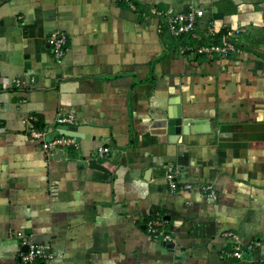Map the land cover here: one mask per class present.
I'll list each match as a JSON object with an SVG mask.
<instances>
[{
  "label": "crops",
  "instance_id": "crops-1",
  "mask_svg": "<svg viewBox=\"0 0 264 264\" xmlns=\"http://www.w3.org/2000/svg\"><path fill=\"white\" fill-rule=\"evenodd\" d=\"M169 7L205 14L176 39L158 32ZM226 33L240 53L187 50ZM61 109L81 136L45 150L29 117L51 140ZM155 213L175 243L148 234ZM35 243L29 264H264V0H0V264Z\"/></svg>",
  "mask_w": 264,
  "mask_h": 264
},
{
  "label": "built area",
  "instance_id": "built-area-1",
  "mask_svg": "<svg viewBox=\"0 0 264 264\" xmlns=\"http://www.w3.org/2000/svg\"><path fill=\"white\" fill-rule=\"evenodd\" d=\"M132 9H137V3L140 0H127ZM154 13L162 19L158 25V32L167 30L170 35L176 39L182 38L184 35L193 32L198 25V21L205 14L204 9L198 7H190L186 10H177L169 7L167 10L158 11ZM246 31V27H237L231 33L238 34ZM230 33V32H229ZM222 35L219 41L209 42L207 44H200L195 47H187L190 52H195L198 55H217L219 57H227L232 53H240L241 48L228 38V34ZM52 53L55 58H61L65 55L68 47V34L65 31H58L51 35L49 39ZM185 50H183L184 52ZM75 112L65 111L61 109L56 116V121L59 125H74ZM40 120L37 115L31 114L29 117V134L32 138L43 141V148L45 150L53 148H68L77 145V137L74 135L61 134L51 140H46L47 130L39 126ZM97 152L100 155H107L110 153V148L107 146H99ZM169 187L171 191L191 190L194 188L190 182L180 183L177 181L175 175L168 173ZM206 191L212 198H216V192L211 185H206L202 189ZM146 230L148 234L154 239L165 243L172 244L176 242V236L173 232L168 230L166 226V219L160 213L151 215L148 219ZM22 232H17V236H22ZM249 247H252L251 245ZM44 255V247L40 244H30L28 250L21 255V261L24 264L35 262L39 257ZM235 257L242 256V249L237 248L233 253Z\"/></svg>",
  "mask_w": 264,
  "mask_h": 264
},
{
  "label": "water",
  "instance_id": "water-1",
  "mask_svg": "<svg viewBox=\"0 0 264 264\" xmlns=\"http://www.w3.org/2000/svg\"><path fill=\"white\" fill-rule=\"evenodd\" d=\"M172 117L174 118L175 116H172ZM197 123H204V122H197ZM62 129L64 130L62 134L81 136L80 132L82 130L79 126L62 125ZM205 129L209 130L210 126L207 125ZM88 164H89V167L94 170L95 178H106L108 176V173L110 172V169L108 167L100 164L95 158L88 160Z\"/></svg>",
  "mask_w": 264,
  "mask_h": 264
},
{
  "label": "trees",
  "instance_id": "trees-1",
  "mask_svg": "<svg viewBox=\"0 0 264 264\" xmlns=\"http://www.w3.org/2000/svg\"><path fill=\"white\" fill-rule=\"evenodd\" d=\"M215 40H216V41H219L220 39L217 38V39H215ZM214 42H215V41H214Z\"/></svg>",
  "mask_w": 264,
  "mask_h": 264
}]
</instances>
